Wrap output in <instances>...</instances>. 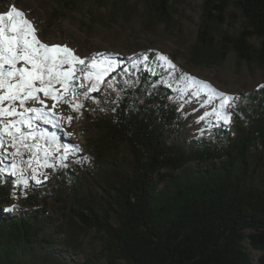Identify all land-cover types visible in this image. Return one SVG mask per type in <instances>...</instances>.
I'll use <instances>...</instances> for the list:
<instances>
[{
  "label": "trees",
  "instance_id": "1",
  "mask_svg": "<svg viewBox=\"0 0 264 264\" xmlns=\"http://www.w3.org/2000/svg\"><path fill=\"white\" fill-rule=\"evenodd\" d=\"M78 1L53 0L49 19L59 20ZM170 1L143 0L145 31L160 23L166 29L175 25ZM229 15L242 21L237 33L221 28ZM252 37L259 38L258 46L249 41ZM231 50L251 73L259 72V85L264 84V0H202L188 60L219 65ZM104 54L116 65L106 83L87 97L77 88L83 148L69 140L55 115L50 114L52 123L34 122L35 131L45 133L28 141L41 145L39 155L51 136L61 145L60 153L64 144L79 150L62 164L48 157L55 168H49L43 184L28 182L26 195L9 169L14 161L27 167L31 153L21 149L10 160L4 148L7 140L11 146V138L4 136L0 264H12L5 258L13 257L18 246L38 239L50 243L54 232H61L45 212L49 200L68 218L103 233L120 264H264V88L230 96L229 132L222 121L210 129L208 142L189 143L177 138L182 126L174 102L181 86L178 70L163 66L151 48L133 61ZM15 192L29 209L12 215L5 209L11 208ZM62 243L67 250L73 246ZM250 248L263 251L256 261Z\"/></svg>",
  "mask_w": 264,
  "mask_h": 264
},
{
  "label": "rangeland",
  "instance_id": "2",
  "mask_svg": "<svg viewBox=\"0 0 264 264\" xmlns=\"http://www.w3.org/2000/svg\"><path fill=\"white\" fill-rule=\"evenodd\" d=\"M170 2L175 25L166 29L160 23L153 31L143 29L145 10L143 0H79L77 7L63 11V16L59 20L49 19L53 0H3V2L0 0V13L15 6L34 24L42 42L49 45H67L81 58H90L94 53H111L119 58L133 61L136 54L146 48L167 56L175 67L168 66L159 59L161 64L178 70L181 76V86L175 89L174 98L182 120L177 138L189 143L208 142L210 129L222 122L216 119L214 113V110H221L219 106L222 98L219 94L236 96L252 90L260 84L261 77L259 72L251 73L245 61L239 62L232 50L219 65L205 66L191 63L188 60L189 47L196 37L202 0H171ZM125 12L129 14L125 15ZM229 14L232 16L236 11ZM230 15L221 28L237 33L242 27V21ZM249 41L256 46L260 43L259 38L256 37L250 38ZM107 77L102 85L106 83ZM190 77H194L195 80H190ZM74 83L78 85L80 81ZM87 86L89 87V84ZM194 92L198 95H193ZM39 95L43 98L42 93ZM45 99L47 106L51 107L53 102ZM74 99L81 102L78 91ZM26 106L40 107L33 102H28ZM70 107L69 103L61 102L53 111L60 128L65 131L69 140L83 148V134L79 124L76 123L77 114ZM223 111L231 113V123L226 124V130L229 132L232 128L233 114L228 107ZM67 116L73 117L71 122L60 118ZM201 116L204 117L203 120L200 119ZM68 133L72 135L69 136ZM5 138L7 139V136ZM13 151L15 149L8 145L7 140L4 154L12 161L18 157L11 155ZM56 156L57 153L53 154L52 159H56ZM41 172L49 177L50 169L43 168ZM26 175L28 182H33L31 172ZM38 178L41 181L39 184H43L48 179H44L43 175L39 174ZM28 191V187L26 189L23 187V195ZM12 205H16L11 211L12 215L29 209L16 192ZM44 208L52 220L56 221L55 224L61 232H54L50 243L38 239L32 244L18 246L13 251V257L5 258L7 262L12 264L121 263V260L116 258L115 252L108 247V239L103 233H98L68 218L61 207L51 200ZM64 240L72 243L74 247L65 249L62 243ZM250 252L255 261L263 253L262 250L254 248H250Z\"/></svg>",
  "mask_w": 264,
  "mask_h": 264
},
{
  "label": "snow or ice",
  "instance_id": "3",
  "mask_svg": "<svg viewBox=\"0 0 264 264\" xmlns=\"http://www.w3.org/2000/svg\"><path fill=\"white\" fill-rule=\"evenodd\" d=\"M104 57V53H94L90 58H81L67 45H49L42 42L34 24L15 6L0 13V147L5 145L6 134L11 138V147L15 149L11 153L13 157L20 156L21 149L31 153L29 159L24 161L27 167L21 168L14 161L9 169L11 175L16 178V185H23L25 189L28 187L26 173L29 171L31 178L37 183L41 182L38 174L47 179V174L41 172V169L55 168V165L48 161V157L54 152L59 153L56 159L62 164L73 150H79L78 146L64 144L60 153L61 145L57 143L55 136H51L46 141L48 147L43 148L41 156V145L38 142L29 144L28 141H38L45 136V133L35 131L37 126L34 122L42 120L46 124L52 123L50 113L55 115L53 110L61 102L69 103L74 111L83 106L75 102L77 88L84 90L82 94L85 97L99 90V86L105 82V77L116 66ZM157 57L168 66L175 67L167 56L158 53ZM144 59H147L146 55ZM189 79L195 80L194 77ZM74 81L80 83L76 85ZM88 84L91 86L88 87ZM258 88H264V84L258 85ZM193 95L198 93L194 92ZM219 95L222 98L219 106L221 110H214L216 119L230 124L231 113L223 110L232 106L230 102L234 98L223 93ZM45 98L53 102L51 107L47 106ZM28 102L37 103L40 107L26 106ZM60 118L69 122L73 119L72 116ZM200 119L203 120L204 117L201 116ZM22 126L30 131H23ZM53 144L56 145L54 148ZM15 208L16 205H12L5 210L12 211Z\"/></svg>",
  "mask_w": 264,
  "mask_h": 264
},
{
  "label": "bare ground",
  "instance_id": "4",
  "mask_svg": "<svg viewBox=\"0 0 264 264\" xmlns=\"http://www.w3.org/2000/svg\"><path fill=\"white\" fill-rule=\"evenodd\" d=\"M80 147V146H79ZM82 147V146H81Z\"/></svg>",
  "mask_w": 264,
  "mask_h": 264
}]
</instances>
